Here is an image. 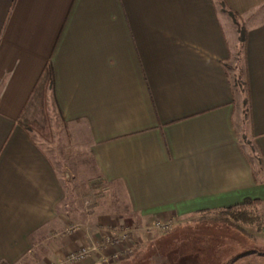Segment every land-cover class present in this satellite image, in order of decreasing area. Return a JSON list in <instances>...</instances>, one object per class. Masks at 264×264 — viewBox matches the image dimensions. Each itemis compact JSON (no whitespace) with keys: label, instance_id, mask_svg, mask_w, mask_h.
<instances>
[{"label":"crops","instance_id":"1","mask_svg":"<svg viewBox=\"0 0 264 264\" xmlns=\"http://www.w3.org/2000/svg\"><path fill=\"white\" fill-rule=\"evenodd\" d=\"M41 97L71 156L25 121ZM89 186L107 196L84 214ZM247 200L264 206V0H0V264L57 263L156 219L175 222L159 250L191 231L245 264L264 256L262 219L205 220Z\"/></svg>","mask_w":264,"mask_h":264},{"label":"rangeland","instance_id":"2","mask_svg":"<svg viewBox=\"0 0 264 264\" xmlns=\"http://www.w3.org/2000/svg\"><path fill=\"white\" fill-rule=\"evenodd\" d=\"M236 74L235 73L233 74V79L235 81H238L240 79L239 84L241 86L240 88H238V86L236 88L237 90H241V89L242 91L244 90V92H242L243 94H238V100L242 101V97L246 96V93H245L246 82L244 78L243 65H242L241 60L238 63ZM38 99H39V102L38 104H36V107L34 109L29 108L28 113L26 114L27 117L25 121H27V123L31 127V131L33 132V134H35V136L39 138V140L42 141L45 146L50 147L53 151H55V153L58 156L60 155L61 156H71L75 151H73L72 147L68 145L69 142L67 140V136L63 133V130H60L54 127L53 119L52 120L50 119L52 116V113L51 112L49 113L48 111L49 107H47L46 105L47 102L45 103L42 97ZM243 107L247 109V104L245 102L243 103ZM81 193L82 194L79 197V201H80V206L84 214L85 213L93 214L96 211L97 204H99L100 201L103 202L107 196L106 192L104 191L102 192V194H99L100 192L98 194L94 193L92 186L86 187L85 191H82ZM77 207L79 209L78 205ZM210 215L211 217L217 216L216 213H212ZM243 219H248V220H253V221H255V219H262V224L264 225V206L249 207L244 212ZM158 220H161V219H156L153 221L152 224L145 225V226L136 225L133 223H128V224L124 223L121 226L120 225L117 226L116 230L122 229L124 227L141 229L140 231H136L132 235V239L129 241V244L125 246V248L132 247V249L125 256L126 259H124V261L122 260L118 264H221L223 263L222 261H226L224 264H233L234 261H232V259L234 258V256L229 257V260H227L228 257L223 258L221 256V258H219V254H223V252H226V250L224 251L220 249L222 248L218 244L220 241L218 240L216 242L214 241L215 245L212 246L211 241L202 240V235H199V234L195 235L194 233L192 236L191 231H189V233H185L184 231H181L180 238L182 239V241L180 240L179 243L172 242L170 240L171 239L170 237H166L167 240H165L161 244V247H160L161 249L159 250L158 248L154 247L153 244L151 243V240L153 241L156 240V239L154 240V238L157 237V234L155 233L160 232V233L168 234L169 232L173 230L175 224L172 227V229L168 232L156 230L153 234H146L144 231V228L153 225ZM193 221L194 220L190 219L186 221V223L187 225L188 224L191 225L194 223ZM259 222H261V220H258L257 224ZM237 224L241 226V224H243L242 220L237 221ZM79 225L82 226V228L87 227L86 225H82V224H79ZM250 228L254 230L256 228V223L255 225H252V226L248 225V229ZM151 236L152 238H150ZM102 239H98V240H102ZM195 239H201V240L196 242ZM237 239H238V236H237ZM98 240H92V241L95 242ZM232 243L233 244L237 243V240L234 236H232ZM252 247H254V249H257L258 253L260 252L264 253V243L262 244L261 247H255V246H252ZM115 250H116V246H110L107 248L106 251L107 253H115ZM119 250H122V249H119ZM120 252H124V251H120ZM101 255H98L99 259L101 258ZM60 260L57 263H52V264H61ZM114 263L115 262H111L110 264H114ZM66 264H69V263H66ZM71 264H74V263H71ZM94 264H97V263L95 262ZM245 264H264V256L262 258L249 257L245 261Z\"/></svg>","mask_w":264,"mask_h":264},{"label":"built area","instance_id":"3","mask_svg":"<svg viewBox=\"0 0 264 264\" xmlns=\"http://www.w3.org/2000/svg\"><path fill=\"white\" fill-rule=\"evenodd\" d=\"M175 222L172 220H158L153 225L144 228L146 234H152L156 230H161L164 232H168L172 229ZM82 230V226L79 224H72L67 229L68 233H76ZM141 229L135 228H122L117 229L115 232L108 237L98 240L95 242L88 243L87 245L77 249L75 251L68 252L61 260V264L66 263H76V262H83L89 258L94 256L101 255V258L97 259L95 262L97 264H110L111 262H115L119 259V256H123L124 253L131 251L132 247H128L124 252H115V253H107V248L110 246H117L124 244L132 239V235L136 231H140ZM107 253V254H105Z\"/></svg>","mask_w":264,"mask_h":264},{"label":"trees","instance_id":"4","mask_svg":"<svg viewBox=\"0 0 264 264\" xmlns=\"http://www.w3.org/2000/svg\"><path fill=\"white\" fill-rule=\"evenodd\" d=\"M231 14L233 15V17L236 16L234 14V12L231 11ZM240 34H241V41L243 42V44L246 41V31L244 28L240 29ZM50 75V71H48L47 69V73L45 74V76ZM50 78V76H49ZM239 79V78H238ZM51 80V78H50ZM240 79L238 81H235V87L238 86V88H240ZM261 201L260 200H247L245 203L243 204H238L236 206L230 207V208H225L222 210H216L215 213L217 214V216L215 217H211L210 220H205L207 222H212V223H221L224 225H227L228 227H231L233 229H236L237 231L240 230V225L237 224V221L243 220L244 217V212L246 211V209H248L249 205H257L260 204ZM212 219V220H211ZM171 238V237H170ZM168 238V239H170ZM167 240L166 238L164 239V241ZM172 242L173 240L170 239ZM162 241V243L164 242ZM236 259H239L238 257H234L232 259V261H235Z\"/></svg>","mask_w":264,"mask_h":264}]
</instances>
